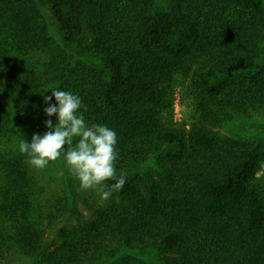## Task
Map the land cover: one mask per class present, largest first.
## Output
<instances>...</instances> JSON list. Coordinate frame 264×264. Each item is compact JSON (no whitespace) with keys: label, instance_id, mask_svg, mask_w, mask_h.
I'll return each instance as SVG.
<instances>
[{"label":"trees","instance_id":"16d2710c","mask_svg":"<svg viewBox=\"0 0 264 264\" xmlns=\"http://www.w3.org/2000/svg\"><path fill=\"white\" fill-rule=\"evenodd\" d=\"M262 57L264 0H0V216L14 221L0 229V254L14 249L28 264H104L129 252L161 264H264V143L222 132L264 118ZM54 88L81 97L89 126L117 133V175L126 173L110 208L60 247L46 232L62 221L55 212L75 218L72 195L48 203L47 229L42 212L31 221L35 187L18 147L21 134L48 130L43 97ZM178 90L190 100L183 130Z\"/></svg>","mask_w":264,"mask_h":264},{"label":"clouds","instance_id":"9594fccd","mask_svg":"<svg viewBox=\"0 0 264 264\" xmlns=\"http://www.w3.org/2000/svg\"><path fill=\"white\" fill-rule=\"evenodd\" d=\"M43 99L47 105L44 113L49 118L45 127L49 131L43 135L33 134L30 143L23 138L19 151L28 157V164L36 170L45 169L50 162L62 158L81 190H96L101 201H108L126 183V173L117 175L115 166L117 133L107 125L89 126L81 111V97L71 91L51 90V96ZM52 117H56L55 124Z\"/></svg>","mask_w":264,"mask_h":264},{"label":"rangeland","instance_id":"374dc122","mask_svg":"<svg viewBox=\"0 0 264 264\" xmlns=\"http://www.w3.org/2000/svg\"><path fill=\"white\" fill-rule=\"evenodd\" d=\"M48 21L50 24L51 30L55 29L54 26V18L51 12L46 11ZM53 37L57 40L58 35L52 31ZM72 56V55H71ZM77 58V57H76ZM73 59V58H72ZM79 60L86 61L87 64H91V58H78ZM264 67V57L262 60L256 65L255 69L260 71ZM51 90H57L56 88L50 89L47 92L48 96H51ZM190 104V100H186L179 92L177 91L175 95V103H174V122L186 129L184 125L189 126V124L185 123L188 114V105ZM179 127V128H181ZM188 128V127H187ZM49 131V129L47 130ZM223 133L238 139L250 140L253 141L255 137H260L264 143V118L254 117L250 121L243 120V123H238L230 126L229 128L222 131ZM25 139L27 142H31V136L29 134H21L20 141ZM75 142V140H74ZM66 147V146H65ZM26 161H28V157L26 156ZM28 164V162H27ZM30 166V165H29ZM31 167V166H30ZM31 178L35 187V190H32L33 196L29 199V204H31V216L30 220H34L35 222L39 221V212H42V222L45 223V226L49 227L52 220L48 218V208L47 205L54 200L63 197L66 194L72 195L70 199V208H73L75 211V218H72L70 215L72 213L67 214V217L64 216L63 210L59 212H55L53 215L54 218H60L61 223L54 225V230L52 232H46L49 236L53 234L54 237L57 238L59 247L64 244L66 241L65 238L69 239L71 235H75L78 229H89L93 227L90 221H97L99 218V210L103 209L107 211L110 208L112 203V199L110 198L108 201H101L98 191L96 190H81L79 188V182L75 180L73 175L68 171L65 167L63 159L61 158L58 161L50 162L49 166L42 170H36L31 167ZM7 182V177L3 171H1L0 167V188H4ZM258 185L264 189V166L262 172L258 176ZM42 188V195H41ZM41 209L37 205H41ZM49 203V205H50ZM72 206V207H71ZM71 212V211H70ZM84 215L86 219L80 218V215ZM12 219H8L6 217L0 216V229H8L9 225H12L14 221ZM22 220H26L22 218ZM37 220V221H36ZM55 221V220H53ZM36 224V223H35ZM70 235V236H69ZM71 240V239H70ZM130 257L136 260L144 261L150 264H161L158 260L157 255L154 252L150 253H140V252H129L126 254L119 255L108 263L104 264H118L123 259ZM0 264H28V262L14 249L11 251H5L0 254Z\"/></svg>","mask_w":264,"mask_h":264}]
</instances>
